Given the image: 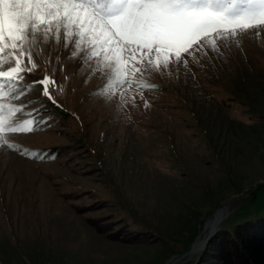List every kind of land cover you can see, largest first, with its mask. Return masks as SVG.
<instances>
[{
	"label": "rangeland",
	"instance_id": "1",
	"mask_svg": "<svg viewBox=\"0 0 264 264\" xmlns=\"http://www.w3.org/2000/svg\"><path fill=\"white\" fill-rule=\"evenodd\" d=\"M206 47L187 71L151 69L122 97L96 60L77 72L87 53L68 61L71 38L68 48L34 45L36 67L21 87L48 75L57 103L41 85L15 102L40 108L16 124L46 123L6 133L14 147L0 146V264H166L204 244L231 199L216 234L264 231V26ZM0 60L13 66L7 50Z\"/></svg>",
	"mask_w": 264,
	"mask_h": 264
},
{
	"label": "snow or ice",
	"instance_id": "2",
	"mask_svg": "<svg viewBox=\"0 0 264 264\" xmlns=\"http://www.w3.org/2000/svg\"><path fill=\"white\" fill-rule=\"evenodd\" d=\"M262 26L264 0H0V56L7 50L13 65L4 70L0 60V146L14 147L4 139L6 133H31L46 123L25 119L16 124L13 119L29 107V116L40 112L31 102L15 103L35 85L57 103L49 90L50 85L56 90L57 81L48 75L21 87L23 73L36 67V44L62 43L68 48L71 38L68 61L77 57V50L87 53L77 72L84 62L96 60L94 70L110 72L109 88L121 89L123 97L133 78L151 69L187 71L189 57L196 52L208 56L209 42L216 52L220 43L228 46L241 33ZM60 59L57 55L58 63Z\"/></svg>",
	"mask_w": 264,
	"mask_h": 264
},
{
	"label": "trees",
	"instance_id": "3",
	"mask_svg": "<svg viewBox=\"0 0 264 264\" xmlns=\"http://www.w3.org/2000/svg\"><path fill=\"white\" fill-rule=\"evenodd\" d=\"M148 90L154 88L149 87ZM91 225L107 239L118 241L115 233L106 230L98 222L92 221ZM253 226L252 224L239 226L234 233L218 232L209 241L197 264H264V231L254 234L251 232ZM141 241V237L128 240L132 243Z\"/></svg>",
	"mask_w": 264,
	"mask_h": 264
},
{
	"label": "water",
	"instance_id": "4",
	"mask_svg": "<svg viewBox=\"0 0 264 264\" xmlns=\"http://www.w3.org/2000/svg\"><path fill=\"white\" fill-rule=\"evenodd\" d=\"M235 199H231L229 201H227L226 203H224L217 211H224L226 209V207L232 202L234 201ZM209 219V218H208ZM207 219V220H208ZM206 220V221H207ZM206 221L204 223H206ZM218 227V225H217ZM217 232V228L215 227L214 230H212L211 232L208 233V236L207 238L205 239L204 241V244L202 245V247L198 250L199 253H202L207 244L209 243V241L213 238V236L216 234ZM193 247H194V244H192L191 248L189 249V251L187 253H185L184 255H179V256H174L172 257L166 264H176L178 261H180L182 258H184L185 256H189V255H192L194 253V250H193Z\"/></svg>",
	"mask_w": 264,
	"mask_h": 264
},
{
	"label": "bare ground",
	"instance_id": "5",
	"mask_svg": "<svg viewBox=\"0 0 264 264\" xmlns=\"http://www.w3.org/2000/svg\"><path fill=\"white\" fill-rule=\"evenodd\" d=\"M224 211H222V212H218L217 213V215L215 216V220H214V225H213V228H212V230H214V228L216 227L217 228V225H219L223 220H224V213H223ZM211 231V230H210ZM198 243V242H197ZM197 243H195L194 244V247H193V250H194V253L196 252H198V250L202 247V243L203 242H201V243H199L198 245H197ZM195 255V254H194Z\"/></svg>",
	"mask_w": 264,
	"mask_h": 264
}]
</instances>
